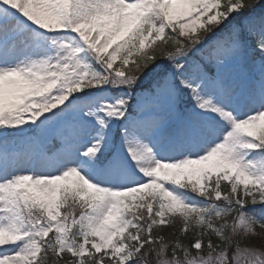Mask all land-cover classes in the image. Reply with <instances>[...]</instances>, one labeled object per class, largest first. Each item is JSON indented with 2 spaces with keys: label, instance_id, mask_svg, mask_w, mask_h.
Wrapping results in <instances>:
<instances>
[{
  "label": "snow or ice",
  "instance_id": "obj_1",
  "mask_svg": "<svg viewBox=\"0 0 264 264\" xmlns=\"http://www.w3.org/2000/svg\"><path fill=\"white\" fill-rule=\"evenodd\" d=\"M0 264H264V0H0Z\"/></svg>",
  "mask_w": 264,
  "mask_h": 264
}]
</instances>
